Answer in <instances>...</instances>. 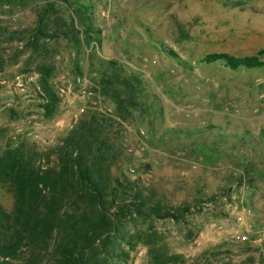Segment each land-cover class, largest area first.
Instances as JSON below:
<instances>
[{
    "label": "rangeland",
    "instance_id": "obj_1",
    "mask_svg": "<svg viewBox=\"0 0 264 264\" xmlns=\"http://www.w3.org/2000/svg\"><path fill=\"white\" fill-rule=\"evenodd\" d=\"M40 17L59 35L27 46ZM213 52L264 61V0H2L0 152H49L95 115L113 176L190 206L178 221L131 218L111 264H264V65L201 61ZM116 69L141 80L137 108L104 94ZM0 205H14L4 184Z\"/></svg>",
    "mask_w": 264,
    "mask_h": 264
},
{
    "label": "trees",
    "instance_id": "obj_2",
    "mask_svg": "<svg viewBox=\"0 0 264 264\" xmlns=\"http://www.w3.org/2000/svg\"><path fill=\"white\" fill-rule=\"evenodd\" d=\"M46 22L38 19L27 46L59 35L50 31ZM259 54L213 52L201 61H220L231 69L255 68L264 65ZM36 70L42 76V88L53 96L47 83L49 64H40ZM101 84L118 112L141 104L137 76L116 69ZM103 132V124L91 115L80 120L49 152L24 143H8L0 152V184L7 185L14 195L10 212L0 205V264H111L120 255L117 243L131 218L178 221L189 213V205L165 206L133 182L113 176L110 145ZM176 257L157 258L155 263L176 262Z\"/></svg>",
    "mask_w": 264,
    "mask_h": 264
},
{
    "label": "built area",
    "instance_id": "obj_3",
    "mask_svg": "<svg viewBox=\"0 0 264 264\" xmlns=\"http://www.w3.org/2000/svg\"><path fill=\"white\" fill-rule=\"evenodd\" d=\"M77 81L80 83V77H77ZM62 91H64V89H61Z\"/></svg>",
    "mask_w": 264,
    "mask_h": 264
}]
</instances>
